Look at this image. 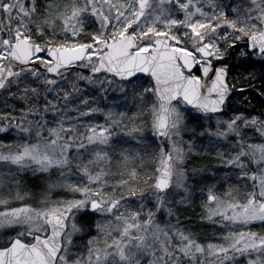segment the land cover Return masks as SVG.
<instances>
[{"label":"rangeland","instance_id":"rangeland-1","mask_svg":"<svg viewBox=\"0 0 264 264\" xmlns=\"http://www.w3.org/2000/svg\"><path fill=\"white\" fill-rule=\"evenodd\" d=\"M248 1L260 29L264 0ZM228 3L151 0L135 23L136 0H0L1 61L20 39L43 48L0 90V247L47 235V217L71 212L57 264H264V107L231 97L210 115L176 101L159 138L149 78L89 74L125 34L138 52L164 37L197 67L227 70L214 24ZM79 47L89 52L77 72L44 73L49 49ZM236 49L246 57L245 42Z\"/></svg>","mask_w":264,"mask_h":264},{"label":"water","instance_id":"water-1","mask_svg":"<svg viewBox=\"0 0 264 264\" xmlns=\"http://www.w3.org/2000/svg\"><path fill=\"white\" fill-rule=\"evenodd\" d=\"M150 2L151 0H136L135 23L143 18ZM12 46L6 62L0 65V89L13 78L15 71L30 70L31 61L43 54V48L23 39L16 41ZM245 46L250 54L264 55V21L258 33L247 37ZM100 51L101 54L89 74L106 73L119 82L135 78L150 79L159 102L156 120V135L159 138L165 136L169 109L177 100L202 114L219 115L232 96L224 68L207 64L197 67L194 56L172 48L168 38L155 39L152 48L146 53H141L137 51L135 38L125 34L113 42L104 44ZM88 52V47L49 49L46 57L50 65L44 69V73L50 79L60 80L77 68ZM200 55L204 59L210 57L206 51H201ZM194 71H198L199 80L193 76ZM262 101L264 103V97ZM170 176L171 167L169 157L166 156L156 181V189L160 193L169 189ZM70 216L71 212H63L47 217V235H35L31 245L14 239L7 248L0 249V264H56Z\"/></svg>","mask_w":264,"mask_h":264},{"label":"trees","instance_id":"trees-1","mask_svg":"<svg viewBox=\"0 0 264 264\" xmlns=\"http://www.w3.org/2000/svg\"><path fill=\"white\" fill-rule=\"evenodd\" d=\"M102 25L104 27V23ZM214 27V30L218 34L217 39L219 37L224 38V56L216 60L217 62L215 63L226 66L227 81L232 90V96L244 97L242 102L245 104H255L256 106L264 107V103L262 102L264 96V56L249 54L247 51L245 58L231 55L232 52L234 54L237 52V46L244 44L249 35L259 30L253 5L248 0H229L222 23L216 21ZM253 56L256 58H253ZM75 72H77V69H74L70 75ZM114 147L116 148L112 149V152L118 157L119 153L122 152H119L118 145ZM28 176L24 175L26 179L38 177L37 175ZM30 187H34V185H30Z\"/></svg>","mask_w":264,"mask_h":264},{"label":"flooded vegetation","instance_id":"flooded-vegetation-1","mask_svg":"<svg viewBox=\"0 0 264 264\" xmlns=\"http://www.w3.org/2000/svg\"><path fill=\"white\" fill-rule=\"evenodd\" d=\"M0 60H1V59H0ZM4 63H5V61H4V62H3V61H0V65H1V66H2ZM233 98L241 99V101L244 100V97H233ZM226 107H227V103H226V105H225V109H226ZM35 235H40V234H34V235L31 237L30 240H22V239H20V238H13V239L9 242V244H7V245H5V246H3V247H0V249H5V248H7V247L11 244V242H12L14 239H19V240L22 241L23 243H25V244H30V245H31V243L33 242V238H34ZM40 236H44V235H40Z\"/></svg>","mask_w":264,"mask_h":264}]
</instances>
